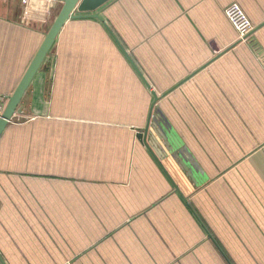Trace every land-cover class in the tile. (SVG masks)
<instances>
[{
    "label": "crops",
    "instance_id": "1",
    "mask_svg": "<svg viewBox=\"0 0 264 264\" xmlns=\"http://www.w3.org/2000/svg\"><path fill=\"white\" fill-rule=\"evenodd\" d=\"M62 6L0 0V97ZM77 7L0 136V264H264V0Z\"/></svg>",
    "mask_w": 264,
    "mask_h": 264
},
{
    "label": "water",
    "instance_id": "2",
    "mask_svg": "<svg viewBox=\"0 0 264 264\" xmlns=\"http://www.w3.org/2000/svg\"><path fill=\"white\" fill-rule=\"evenodd\" d=\"M81 0H63V6L57 15L54 23L52 24L51 28L49 29L48 33L45 36V39L40 46L38 52L36 53L35 57L33 58L31 64L29 65L27 71L25 72L22 80L18 84L17 88L13 92V94L8 98V102L4 108V111L2 115L0 116V136L2 135L4 129L7 127V125L12 121V119L15 117L16 114L19 113V105L21 102L22 97L24 96L26 90L28 89L30 83L32 82L34 76L36 75L37 71L39 70L40 66L42 65L44 59L48 55L50 49L52 48L55 39L63 26V24L71 17H75L76 14H73L76 11V7L78 3ZM83 6L77 7L79 11L85 10L84 2L81 4ZM76 16H83V15H76ZM88 16V15H87ZM93 18H97L100 20L99 16L91 15ZM162 128V124H160V131L163 135V140L165 142L164 147L161 149L157 148V143H153L150 141V146L154 148L155 152V159L158 161L159 158H162L164 154H167L168 152H175V149H177L175 138L170 137L169 130L164 127ZM148 134V127L146 128V137ZM146 142V141H145ZM146 143V147L149 149V145ZM181 152V151H180ZM176 159V158H175ZM159 162V161H158ZM180 166V164H179ZM164 171V169H163ZM165 172V171H164ZM166 174V172H165ZM167 175V174H166ZM2 264H4L2 262Z\"/></svg>",
    "mask_w": 264,
    "mask_h": 264
},
{
    "label": "built area",
    "instance_id": "3",
    "mask_svg": "<svg viewBox=\"0 0 264 264\" xmlns=\"http://www.w3.org/2000/svg\"><path fill=\"white\" fill-rule=\"evenodd\" d=\"M224 14L237 32L240 41H246L247 36L254 30V26L240 6L237 4H230L225 8ZM0 101H2L1 98ZM4 108L5 103L2 101L0 102V116L4 111Z\"/></svg>",
    "mask_w": 264,
    "mask_h": 264
},
{
    "label": "rangeland",
    "instance_id": "4",
    "mask_svg": "<svg viewBox=\"0 0 264 264\" xmlns=\"http://www.w3.org/2000/svg\"><path fill=\"white\" fill-rule=\"evenodd\" d=\"M54 15H55V13H54ZM226 18H227V17H226ZM227 20H228V19H227ZM228 22H229V21H228ZM229 23H230V22H229ZM230 24H231V23H230ZM231 26H232V25H231ZM232 27H233V26H232ZM0 98H1L2 101H4L5 106H6V104H7V102H8V99L6 100V98H4V97H0ZM2 101H0V102H2ZM18 109L20 110L18 114H20V112H21L22 109H20V107H19ZM22 112H23V111H22ZM20 116H21V117H19L20 120L23 121V120L25 119V118H24V115L21 114ZM19 118H18V119H19ZM18 119H17V120H18Z\"/></svg>",
    "mask_w": 264,
    "mask_h": 264
}]
</instances>
